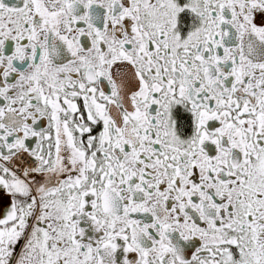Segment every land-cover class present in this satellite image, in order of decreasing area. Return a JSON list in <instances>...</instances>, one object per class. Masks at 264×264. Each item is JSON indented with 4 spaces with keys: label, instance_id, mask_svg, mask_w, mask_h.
Masks as SVG:
<instances>
[{
    "label": "snow or ice",
    "instance_id": "obj_1",
    "mask_svg": "<svg viewBox=\"0 0 264 264\" xmlns=\"http://www.w3.org/2000/svg\"><path fill=\"white\" fill-rule=\"evenodd\" d=\"M0 264H264V0H0Z\"/></svg>",
    "mask_w": 264,
    "mask_h": 264
}]
</instances>
